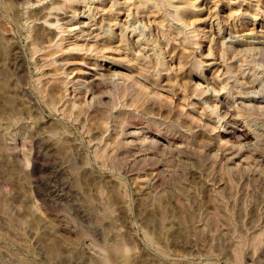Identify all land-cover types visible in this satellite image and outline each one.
<instances>
[{"label":"rangeland","instance_id":"374dc122","mask_svg":"<svg viewBox=\"0 0 264 264\" xmlns=\"http://www.w3.org/2000/svg\"><path fill=\"white\" fill-rule=\"evenodd\" d=\"M0 264H264V0H0Z\"/></svg>","mask_w":264,"mask_h":264},{"label":"bare ground","instance_id":"6f19581e","mask_svg":"<svg viewBox=\"0 0 264 264\" xmlns=\"http://www.w3.org/2000/svg\"><path fill=\"white\" fill-rule=\"evenodd\" d=\"M167 2H168V1H167ZM178 8H179V7H178ZM184 9H186V8H185V7H180V8H179V10H184ZM179 10L177 9V11H179ZM175 15H177V14L175 13ZM88 30H89V29H88ZM78 32H79V31H78ZM81 34H82V33H81ZM84 34H85V33H84ZM84 34H83V35H84ZM97 35H98V34H97ZM81 37H82V36H81ZM97 38H98V37H97ZM101 38H102V37H101ZM186 40H187V39H186ZM252 43H253V42H252ZM254 43H255V42H254ZM140 45H141V44H140ZM259 46H260V45H259ZM261 46H262V45H261ZM93 73H94V72H93ZM103 73H104V72H103ZM101 75H102V73H100L99 71H96V76H95L96 78H97V77H100ZM102 76H103V75H102ZM78 79H79V77H78ZM100 79H101V77H100ZM100 79H99V80H100ZM81 80H82V79H81ZM85 80H86V79H85ZM91 80H92V79H91ZM76 81H77V79H76ZM78 81H79V80H78ZM73 82H74V81H73ZM84 82H85V81H84ZM99 82H100V81H99ZM77 83H78V82H77ZM80 85H81V84H80ZM85 85H86V84H85ZM235 133H236V132H235ZM235 135H236V134H235ZM240 136H241V137H247L245 134H244V135H239V138H240ZM240 141H241V140H240ZM241 142H242V141H241Z\"/></svg>","mask_w":264,"mask_h":264}]
</instances>
